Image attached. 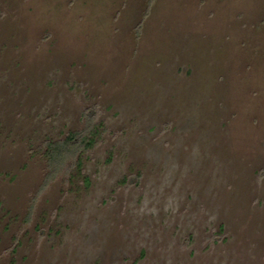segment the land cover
Returning a JSON list of instances; mask_svg holds the SVG:
<instances>
[{
    "label": "rangeland",
    "instance_id": "1",
    "mask_svg": "<svg viewBox=\"0 0 264 264\" xmlns=\"http://www.w3.org/2000/svg\"><path fill=\"white\" fill-rule=\"evenodd\" d=\"M0 264H264V0H0Z\"/></svg>",
    "mask_w": 264,
    "mask_h": 264
},
{
    "label": "trees",
    "instance_id": "2",
    "mask_svg": "<svg viewBox=\"0 0 264 264\" xmlns=\"http://www.w3.org/2000/svg\"><path fill=\"white\" fill-rule=\"evenodd\" d=\"M93 129L94 126L89 125L86 130L71 133L64 140L47 143L51 169L49 179L58 174L70 158H77L79 153L87 152L95 145Z\"/></svg>",
    "mask_w": 264,
    "mask_h": 264
}]
</instances>
